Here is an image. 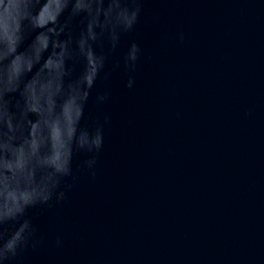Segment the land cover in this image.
I'll use <instances>...</instances> for the list:
<instances>
[{
	"label": "water",
	"instance_id": "obj_1",
	"mask_svg": "<svg viewBox=\"0 0 264 264\" xmlns=\"http://www.w3.org/2000/svg\"><path fill=\"white\" fill-rule=\"evenodd\" d=\"M0 253L264 264V0H0Z\"/></svg>",
	"mask_w": 264,
	"mask_h": 264
},
{
	"label": "clouds",
	"instance_id": "obj_2",
	"mask_svg": "<svg viewBox=\"0 0 264 264\" xmlns=\"http://www.w3.org/2000/svg\"><path fill=\"white\" fill-rule=\"evenodd\" d=\"M7 247L12 251V254L14 255L15 254L14 246L12 244H9ZM0 264H3L2 253H0Z\"/></svg>",
	"mask_w": 264,
	"mask_h": 264
}]
</instances>
